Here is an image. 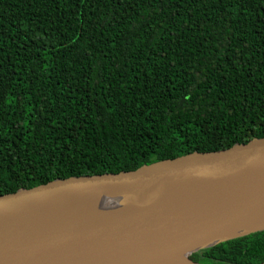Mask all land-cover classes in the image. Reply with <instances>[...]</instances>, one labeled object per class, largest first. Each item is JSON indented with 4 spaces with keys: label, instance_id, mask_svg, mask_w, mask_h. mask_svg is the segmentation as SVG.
Listing matches in <instances>:
<instances>
[{
    "label": "trees",
    "instance_id": "16d2710c",
    "mask_svg": "<svg viewBox=\"0 0 264 264\" xmlns=\"http://www.w3.org/2000/svg\"><path fill=\"white\" fill-rule=\"evenodd\" d=\"M261 137L264 0H0V195ZM190 258L262 263L264 230Z\"/></svg>",
    "mask_w": 264,
    "mask_h": 264
},
{
    "label": "water",
    "instance_id": "95a60500",
    "mask_svg": "<svg viewBox=\"0 0 264 264\" xmlns=\"http://www.w3.org/2000/svg\"><path fill=\"white\" fill-rule=\"evenodd\" d=\"M261 230L264 137L0 195V264H201L190 255Z\"/></svg>",
    "mask_w": 264,
    "mask_h": 264
},
{
    "label": "bare ground",
    "instance_id": "6f19581e",
    "mask_svg": "<svg viewBox=\"0 0 264 264\" xmlns=\"http://www.w3.org/2000/svg\"><path fill=\"white\" fill-rule=\"evenodd\" d=\"M189 252H180L162 260V264H193L188 259Z\"/></svg>",
    "mask_w": 264,
    "mask_h": 264
}]
</instances>
